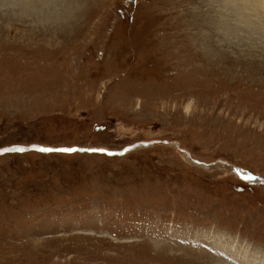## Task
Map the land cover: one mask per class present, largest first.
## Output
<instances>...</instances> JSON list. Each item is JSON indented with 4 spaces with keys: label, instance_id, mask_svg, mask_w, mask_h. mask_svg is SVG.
<instances>
[{
    "label": "rangeland",
    "instance_id": "1",
    "mask_svg": "<svg viewBox=\"0 0 264 264\" xmlns=\"http://www.w3.org/2000/svg\"><path fill=\"white\" fill-rule=\"evenodd\" d=\"M260 1L0 0V264H264Z\"/></svg>",
    "mask_w": 264,
    "mask_h": 264
},
{
    "label": "snow or ice",
    "instance_id": "2",
    "mask_svg": "<svg viewBox=\"0 0 264 264\" xmlns=\"http://www.w3.org/2000/svg\"><path fill=\"white\" fill-rule=\"evenodd\" d=\"M32 148L41 153H62V154H75L77 152H90V153H105L108 155H114L108 149H99V148H80V147H44L39 145H33ZM26 149L23 146H14V147H4L0 148V152L2 153H23ZM127 151V150H125ZM197 163H200L199 161ZM240 178L246 182H255L260 179L256 177L251 172H245L243 170H237Z\"/></svg>",
    "mask_w": 264,
    "mask_h": 264
},
{
    "label": "bare ground",
    "instance_id": "3",
    "mask_svg": "<svg viewBox=\"0 0 264 264\" xmlns=\"http://www.w3.org/2000/svg\"><path fill=\"white\" fill-rule=\"evenodd\" d=\"M262 3V1H260V0H255V5H256V7H257V4H261ZM263 5V4H262ZM243 6H247V5H243ZM261 6V5H260ZM244 9V8H243ZM140 103V102H139ZM137 104V108L140 106V104ZM189 109H190V107H188L187 108V111H189ZM172 144H174L175 146H178V142L177 141H173L172 142ZM134 147V146H133ZM133 147H130V149H132ZM179 147V146H178ZM25 148V147H24ZM125 150V149H124ZM182 151L184 152V154L186 155V156H188V158H190V159H192L193 161H195V162H198V160H196L193 156H192V154L188 151V150H183L182 149ZM121 152H124V151H121ZM112 153H115V154H117V153H120V152H116V151H114V152H112ZM200 163H201V161H199ZM233 168H234V166H233ZM233 170H235L236 172H237V170H243V169H241V168H239L238 166H236L235 165V168L233 169ZM243 171H245V170H243ZM246 172V171H245ZM238 173V172H237ZM261 180V179H260ZM257 181V180H256ZM222 238H223V241L225 242L226 241V238L224 237V235H222ZM244 244V243H243ZM235 250H237V251H244V252H246L247 254L246 255H243V256H237V255H235V254H232L231 255V259H232V261L233 262H235L236 261V263H237V261H239V260H241L240 262H241V264H247L248 262H249V264H253V263H251L250 261L251 260H254L255 258H256V256H257V254H254V251H252L251 250V247H249L248 245L247 246H245V245H241V244H239V247L238 248H236L235 247ZM259 254V253H258ZM235 260V261H234ZM230 262L229 264H234L233 262Z\"/></svg>",
    "mask_w": 264,
    "mask_h": 264
},
{
    "label": "water",
    "instance_id": "4",
    "mask_svg": "<svg viewBox=\"0 0 264 264\" xmlns=\"http://www.w3.org/2000/svg\"><path fill=\"white\" fill-rule=\"evenodd\" d=\"M25 149H26V151H32V150H34L31 145L30 146H26ZM125 150H127V149H125ZM125 150H124V152H126ZM34 151H36V150H34ZM124 152H122V153H124ZM2 154H5V153L0 152V155H2ZM263 181H264V179H263Z\"/></svg>",
    "mask_w": 264,
    "mask_h": 264
}]
</instances>
